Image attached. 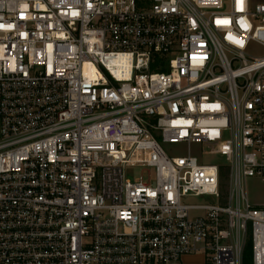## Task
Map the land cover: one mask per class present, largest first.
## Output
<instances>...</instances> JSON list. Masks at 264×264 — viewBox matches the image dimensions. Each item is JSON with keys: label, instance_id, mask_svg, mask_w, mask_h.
<instances>
[{"label": "built area", "instance_id": "1", "mask_svg": "<svg viewBox=\"0 0 264 264\" xmlns=\"http://www.w3.org/2000/svg\"><path fill=\"white\" fill-rule=\"evenodd\" d=\"M253 46L252 0H0V264H264Z\"/></svg>", "mask_w": 264, "mask_h": 264}, {"label": "rangeland", "instance_id": "2", "mask_svg": "<svg viewBox=\"0 0 264 264\" xmlns=\"http://www.w3.org/2000/svg\"><path fill=\"white\" fill-rule=\"evenodd\" d=\"M264 3V0H252V5L255 6L257 4ZM253 55H262L264 51L259 46H253L250 50ZM195 152V149H193ZM176 155H181L182 151H175ZM127 175L129 177H147L149 175L148 170H143L140 168H131L127 171ZM249 195L251 199L255 202H264V182L259 180H253L249 184ZM181 264H209L203 256L194 255L183 258Z\"/></svg>", "mask_w": 264, "mask_h": 264}, {"label": "trees", "instance_id": "3", "mask_svg": "<svg viewBox=\"0 0 264 264\" xmlns=\"http://www.w3.org/2000/svg\"><path fill=\"white\" fill-rule=\"evenodd\" d=\"M244 264H253L252 263V246H251V243L248 244V246H247Z\"/></svg>", "mask_w": 264, "mask_h": 264}, {"label": "crops", "instance_id": "4", "mask_svg": "<svg viewBox=\"0 0 264 264\" xmlns=\"http://www.w3.org/2000/svg\"><path fill=\"white\" fill-rule=\"evenodd\" d=\"M250 199H251V197H250ZM251 201L253 202V204H254L255 206H258V207H264V202H255V201H253V199H251Z\"/></svg>", "mask_w": 264, "mask_h": 264}]
</instances>
